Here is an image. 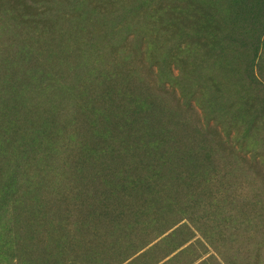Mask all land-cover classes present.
I'll list each match as a JSON object with an SVG mask.
<instances>
[{"label": "rangeland", "instance_id": "rangeland-1", "mask_svg": "<svg viewBox=\"0 0 264 264\" xmlns=\"http://www.w3.org/2000/svg\"><path fill=\"white\" fill-rule=\"evenodd\" d=\"M148 246L264 264V0H0V264Z\"/></svg>", "mask_w": 264, "mask_h": 264}, {"label": "crops", "instance_id": "crops-1", "mask_svg": "<svg viewBox=\"0 0 264 264\" xmlns=\"http://www.w3.org/2000/svg\"><path fill=\"white\" fill-rule=\"evenodd\" d=\"M152 247L153 246H148L147 248L139 250L122 264H187L191 257H195L192 251L184 250L182 248L172 250L165 255L166 250L160 252ZM209 248L210 252H208L202 259H205V257H209L214 253L210 246ZM209 260L211 262L213 259L210 257ZM200 263V260H198L194 264Z\"/></svg>", "mask_w": 264, "mask_h": 264}]
</instances>
